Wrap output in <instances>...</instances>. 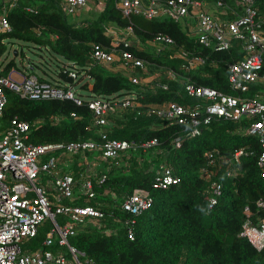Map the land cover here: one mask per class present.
<instances>
[{"label":"trees","instance_id":"obj_1","mask_svg":"<svg viewBox=\"0 0 264 264\" xmlns=\"http://www.w3.org/2000/svg\"><path fill=\"white\" fill-rule=\"evenodd\" d=\"M98 1L94 0V5ZM63 2L19 0L8 10L12 31L0 34V56L6 51L2 40L9 39L33 42L37 49H46L50 56L62 57L56 76L54 71L50 73L48 71L52 70L39 67L37 63L27 67L28 73L39 74L40 80L45 82L73 83L76 92L83 97V103L78 104L73 99H30L8 90V103L0 117V133L8 128L13 117L18 116L30 122V141L35 144L99 140V127L93 123V112L88 104L91 99L118 100L137 93L145 107L141 115L136 111L116 112L123 114L114 118L110 137L134 140L138 145L127 152L121 163L100 161V169L108 178L101 186H96L97 197L86 202L98 205L107 215L106 227H116L117 233L106 234L88 221L70 242L98 264H264V249L257 250L249 240L239 236L245 205L264 196V177L258 166L263 148L258 136L248 134L245 129L252 119L246 116L236 121L218 119L204 128L200 136L188 139L182 147L176 148L172 140L182 133V125H166L155 114H146L148 109L169 101L195 104L196 100L185 91L187 79L195 85L238 94L229 82L228 64L244 56L240 42L235 40L229 50L215 51L200 43L198 31L190 33L181 22L168 16L153 19L133 16L137 37L129 47L125 48L121 43L119 48L144 60V68H138L133 75L143 79L159 73L152 86L144 82L136 84L129 75L94 62L91 57L93 44L111 47L113 35L108 33L111 25L122 29L129 24V19L124 18L116 7L115 0H106L104 8L99 11L91 6L92 10L85 7L79 13L67 12ZM28 7L37 12L28 10ZM258 7L261 17L264 15V0H258ZM160 33L170 35L175 44L158 50L152 43ZM182 50L189 51L190 55L203 56L206 62L188 69L187 61L174 56ZM42 56L40 53L39 58ZM71 62L81 71L87 67L90 69L74 80L66 71ZM14 68L21 72L15 60H11L2 73L10 75ZM170 73L174 78L168 75ZM262 88L264 90V82L258 81L251 84L250 91L243 95L253 97ZM54 116L61 117V121L54 122ZM153 138L159 140L158 147L145 150L142 142ZM213 148L228 156L240 148H246L247 152L237 163V175L226 176L221 170L216 176L224 184L223 194L210 208L205 193L210 181L200 174L206 152ZM85 154L93 158L98 151ZM83 156L80 152L66 157L75 178L79 177L80 170L85 169L78 166L85 158ZM163 164L173 165L181 177L180 184L167 189L154 188L153 182ZM140 188L149 190L154 201L149 209L135 217V238L131 239L123 222L130 214L118 208L124 196ZM107 190L109 193L106 194ZM76 203L85 204L83 200ZM261 213L264 216V211ZM114 215L121 217L122 221H114ZM45 236V231L39 230L38 235L29 240L32 249L42 246Z\"/></svg>","mask_w":264,"mask_h":264},{"label":"built area","instance_id":"obj_2","mask_svg":"<svg viewBox=\"0 0 264 264\" xmlns=\"http://www.w3.org/2000/svg\"><path fill=\"white\" fill-rule=\"evenodd\" d=\"M91 1L64 0L62 5L67 12L78 13L88 7ZM1 2L3 10L0 13V32L9 33L12 31V25L8 10L19 0ZM236 2L238 8L230 7L226 0H215L219 9L218 15H215L206 7L208 0H115L116 7L124 18L129 19V24L120 28L121 33L108 30V33H114L111 47L95 43L91 57L94 62L105 65L118 62L121 70L129 75L132 82L146 83L145 80L148 79H140L132 74L138 68H144V60L127 49L119 48L121 43L125 48L129 47L137 37L133 16H143L146 19L168 16L181 22L183 28L189 32L193 29L192 21L195 23L193 30L198 31L200 36V43L212 47L215 51L229 50L233 42L238 40L244 56L228 64L229 82L238 94L195 85L187 79L184 83L185 91L196 100L195 104L170 101L145 111L146 114H155L163 120L185 127L184 134L173 139L176 148L182 147L185 139L200 136L204 128H208L218 119L236 121L243 116L252 119V123L245 129L248 134L258 136L263 148L258 166L264 177V101L258 95H243L250 91L251 84L264 82V19L259 15L258 0ZM105 4L106 0L98 1L101 8H104ZM27 9L37 12L31 7ZM152 44L158 50H163L168 46L172 47L175 41L170 35L160 33L155 36ZM174 56L187 61L188 69L206 62L205 57L190 55L187 50H182ZM89 69L87 67L81 71L77 64L71 62L66 71L77 80ZM163 87L168 88L167 85ZM8 90L30 99H73L78 104L83 103V97L79 96L71 82H45L36 74L23 75L21 80H16L11 74L5 75L0 70V117L3 116L8 103ZM88 104L97 127H106L111 114L118 111H136L141 115L144 113L142 108H145L137 93L118 100L95 97ZM72 116L78 117L76 113H72ZM52 119L56 123L60 121L59 116ZM31 128L30 122L15 116L8 128L0 133V264H97L85 251L74 246L70 239L76 236L79 228L88 221L106 234L117 233L116 227H106L107 215L98 205L86 203L97 197L96 186H101L107 180V174L104 173L96 179L86 177L78 181L73 174L60 173L57 170L58 160L63 153L92 151H98L94 157L96 159L122 160L127 152L138 144L134 140L110 138L104 131L98 141L87 139L35 144L30 141ZM157 144L158 139L153 138L143 142L142 146L146 150ZM246 152V148H240L229 156L222 154L218 149L206 153V164L200 175L211 181L205 190L210 208L218 203L223 194L224 184L216 176L221 170L226 176L237 175V163ZM55 153L56 155H53ZM42 156L44 158H41ZM40 174L52 177L53 193L39 180ZM180 182L181 177L174 167L165 164L158 171L153 186L166 189ZM105 193H109V190ZM77 200H84L85 204H77ZM153 201V196L146 189H136L123 197L118 209L130 214V217L123 220L129 238H135V217L149 209ZM254 205L257 213L250 204L244 207L245 220L239 236L249 240L261 251L264 249V216H261L260 211L264 210V197L256 199ZM58 215L63 218L62 222L57 218ZM48 219L53 223V227L44 239L43 246L39 250L24 251L21 245L24 239L36 237L41 225ZM113 220L122 221L121 217L115 215ZM54 245L60 250L55 251L52 248Z\"/></svg>","mask_w":264,"mask_h":264},{"label":"rangeland","instance_id":"obj_3","mask_svg":"<svg viewBox=\"0 0 264 264\" xmlns=\"http://www.w3.org/2000/svg\"><path fill=\"white\" fill-rule=\"evenodd\" d=\"M0 5H1V0H0ZM91 6H94L95 9L96 8L99 10L102 9L100 6H98V5L96 6V4L94 5V0H92L88 5V7L90 8V9H88L89 11L92 10ZM2 10H3V7L0 6V12ZM86 13H88V12H86ZM4 44L6 47V51L1 56V59H0L1 62L3 63L0 65V70L2 71L4 66L11 60H15V62L17 63V67L19 69H21L20 70L21 73H18L19 70H17V68L16 69L14 68L13 69L14 71L11 73L12 78H14L16 80H21L23 75H28L29 70L27 69V67H29L31 63H37V64H39V67H45L48 70H52V71H48L46 69L50 73H52L54 71V75L55 76L57 75L56 71L59 68L58 67L59 63H61L63 61L62 57L50 56L46 49H44L43 51L37 49L33 42H20V41L8 39V40H6V42ZM40 53L43 54V56L41 58H39ZM15 71H18V72L16 73ZM37 71L39 72V70H37ZM39 73H41V71ZM37 75H39V74H37ZM168 75L170 77L174 78L173 74L170 73ZM158 76H159V73H157L153 76L147 77L145 79H150V80L153 79L154 80L155 78H158ZM147 81L148 80H145L146 83H147ZM84 95H85V93H84ZM106 127H108V126H106ZM41 158H44V157L42 156ZM90 160L94 162L93 165H95V166H98L100 164V159L90 158ZM124 160H125V158L122 159V161H124ZM111 162L112 161H109L108 163L110 164ZM39 180H41L43 182L47 181V179L44 177L43 174H40ZM57 218L60 219L61 216L58 215ZM51 228H52V224H51V221L48 219L44 222L43 225H41L40 230H42L43 232L45 231V233L48 234ZM21 245H22L23 250L25 251L29 247L30 241L28 239H24V241Z\"/></svg>","mask_w":264,"mask_h":264},{"label":"crops","instance_id":"obj_4","mask_svg":"<svg viewBox=\"0 0 264 264\" xmlns=\"http://www.w3.org/2000/svg\"><path fill=\"white\" fill-rule=\"evenodd\" d=\"M227 1V3L229 4V6L230 7H237V2H236V0H226ZM98 5V4H97ZM96 5V6H97ZM206 7L213 13V14H215V15H218V12H219V9H218V7H217V5L215 4V0H208V3L206 4ZM238 8V7H237ZM88 9H89V7H88ZM97 9V8H96ZM103 9V8H102ZM239 9L240 10H242L241 9V7L239 6ZM98 10V9H97ZM79 12H81V11H79ZM78 12V13H79ZM242 12V11H241ZM233 15H235L234 13H233ZM261 18H263L264 19V15L262 14L261 15ZM191 24H192V28L194 29V25H195V23L194 22H192L191 21ZM191 28V29H192ZM110 29H112V31L114 32V33H121V31H120V28H118L117 26H114V25H111V28ZM109 29V30H110ZM191 30V32L190 33H195L196 31H194V30ZM114 33H111L112 35H114ZM0 34H1V32H0ZM6 40H8V39H3L2 40V43L4 44L5 42H6ZM5 45V44H4ZM0 59H1V56H0ZM108 67H110L111 69H113L114 71H121V72H124L123 70H121V67H120V65L118 64V62H115L114 63V65H107ZM16 73L18 72V71H15ZM18 73H21V72H18ZM153 81V79H148V83L147 84H149L150 86H152V82ZM258 95V97L261 99V100H263L264 101V90H263V88L262 89H259V90H257L256 91V93L253 95V97L254 96H257ZM160 105V104H159ZM127 111V110H126ZM121 112H123V111H121ZM132 113V112H131ZM119 114H123V113H116V114H113L112 116H110V119H109V124L107 125L108 127H99L98 128V134H99V139H100V136H101V132L102 131H104V133H107L109 136H110V133H111V125H112V123L114 122V118L116 117V116H118ZM60 118V121H61V117H59ZM59 121V122H60ZM59 122H57V123H59ZM93 123H94V116H93ZM94 125H95V123H94ZM100 132V133H99ZM110 138H112V137H110ZM90 139H92V138H90ZM114 139V138H113ZM115 139H120V138H115ZM174 139V138H173ZM89 140V139H88ZM93 140H96V141H98L97 139H93ZM52 142H55V141H52ZM146 142V141H145ZM172 142H173V140H172ZM143 143V142H142ZM210 151V150H209ZM208 152V151H207ZM206 152V153H207ZM53 155H56V153L55 154H53ZM70 155H74V154H72V153H63L61 156H60V158H59V160H58V164H57V170L58 171H60V173H71V174H73L74 176H75V172H74V170L73 169H69V166H70V162L68 161V159L66 158V157H69ZM83 155H85V156H83V157H85L84 159H82V160H80L79 161V167H81V168H83V167H85V169L84 170H80L79 171V177L78 178H76L78 181H82L84 178H86V177H92V178H94V179H96V178H100L101 177V175L104 173V171L103 170H101L100 169V164L98 165V166H95V165H93L94 164V162L93 161H91L89 158H88V156L85 154V153H83ZM206 156V155H205ZM44 177L47 179V181L46 182H43L42 181V183L43 184H45V186H46V188L49 190V192H51V193H53L52 191H53V188H52V186H53V179H52V177H50V176H47V175H44ZM55 191V190H54ZM78 201H81V200H77L76 202H78ZM84 201V200H83ZM254 210H255V212L257 213V210L254 208ZM262 211H264V210H262ZM262 211H260V213L262 212ZM245 213V212H244ZM261 216H263L262 215V213H261ZM61 222L63 221V218L61 217L60 219H59ZM244 220H245V218H244ZM255 220H257V218L255 217ZM244 222V221H243ZM52 224V227H53V223H51ZM47 235L48 234H46V236H45V238L47 237ZM42 246H43V243H42ZM42 246H40V247H38V248H34V249H32V245H29V247L25 250V251H35V250H39ZM55 251H57V250H60V248L58 247V246H56V245H54L53 247H52ZM89 256V255H88ZM90 257V256H89ZM92 258V257H91ZM98 264V263H97Z\"/></svg>","mask_w":264,"mask_h":264},{"label":"clouds","instance_id":"obj_5","mask_svg":"<svg viewBox=\"0 0 264 264\" xmlns=\"http://www.w3.org/2000/svg\"><path fill=\"white\" fill-rule=\"evenodd\" d=\"M29 74H35V73H29ZM37 75V74H36ZM170 102V101H169ZM175 102H178V101H175ZM178 103H180V102H178ZM180 104H185V103H180ZM187 104H189V103H187ZM157 117V116H156ZM157 118H159V117H157ZM159 119H161V118H159ZM161 121H163L166 125H172V124H177V123H171V122H169V121H167V120H163V119H161ZM178 125H181V124H178ZM183 127V131H182V133L181 134H178L177 136H179V135H183L184 134V131H185V127L184 126H182ZM176 137V136H175ZM174 137V138H175ZM157 139V138H156ZM186 140H188V139H185L184 141H186ZM159 141V140H158ZM184 143V142H183ZM158 145L159 144H157L156 146H154L155 148L156 147H158ZM154 147H151V148H154ZM148 149H150V148H148ZM213 149H218V148H213ZM213 149H211V150H213ZM147 150V149H146ZM210 150V151H211ZM219 150V149H218ZM220 151V150H219ZM223 154V153H222ZM225 155V154H224ZM95 157V156H94ZM93 157V158H94ZM90 159V158H89ZM103 159H100V161H102ZM112 161H115V162H117V163H121L122 162V160H118V159H111ZM111 160H109V161H111ZM103 161H105V160H103ZM109 161H106V162H109ZM206 164V159H205V163H204V165ZM165 165V164H164ZM168 165H172V164H168ZM163 166V165H162ZM173 166V165H172ZM203 168V167H202ZM104 173H106V172H104ZM103 173V174H104ZM107 174V173H106ZM107 178H108V175H107ZM206 179V178H205ZM208 180V179H207ZM181 183V182H180ZM179 183V184H180ZM210 183H211V181H210ZM178 185V184H177ZM171 187V186H170ZM155 188V187H154ZM140 189H143V188H140ZM161 189H163V188H161ZM167 189V188H166ZM136 190V189H135ZM134 190V191H135ZM147 190V189H146ZM133 191V192H134ZM149 191V190H148ZM150 192V191H149ZM152 195V194H151ZM264 197V196H263ZM154 198V197H153ZM256 201V200H255ZM121 204V203H120ZM249 204V203H248ZM247 205V204H246ZM251 205H254V203H251ZM253 207V206H252ZM254 207H255V205H254Z\"/></svg>","mask_w":264,"mask_h":264}]
</instances>
